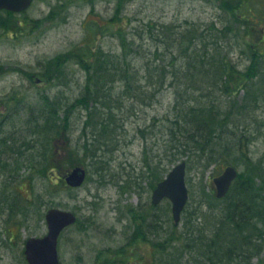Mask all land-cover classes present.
Masks as SVG:
<instances>
[{
    "label": "rangeland",
    "instance_id": "374dc122",
    "mask_svg": "<svg viewBox=\"0 0 264 264\" xmlns=\"http://www.w3.org/2000/svg\"><path fill=\"white\" fill-rule=\"evenodd\" d=\"M239 1L99 0L94 7L93 0H83L81 3L36 0L28 12L30 20H36L32 24L35 33L18 41L12 35V30H17L15 17L8 14L2 16L0 30L3 27L11 31L10 37L0 34V112H23L18 119L23 124H20L16 135L18 142H21L22 136H27L33 126V123L29 124L31 112L44 111L43 99L62 100L64 109L61 117L66 118L68 112L71 117L63 123L53 145L55 149L63 151L61 154L66 156L64 160L69 158L84 165L88 178L79 188L67 186L59 179L69 170L66 165L54 173L53 179L49 169L45 176L40 175L38 170L44 161L46 149L42 151V159L33 163L32 167L29 162H19L16 172L15 167L9 171L0 167V264H29L24 253L25 242L29 237L47 233L45 214L50 208L68 210L78 215L77 223L67 227L59 238L62 264H133L131 261L134 259L138 260L137 264H198L183 243L177 242L173 248L170 243L185 232L186 216L188 218L195 213L198 224L211 220L213 213L205 203L204 193L210 189L215 192L213 177L219 175L227 164L235 165L240 173L255 164L258 167L255 179L264 195V70H259V76L250 84L256 92L253 89L249 94L242 90L232 96L216 93L219 110L214 124H222L219 126L227 132L221 139L223 149H218L222 155L217 153L206 168L200 166L198 158L187 162V156L173 162L166 159L165 164L157 166L156 156H163V125L174 113V88L170 86L171 79H167V85L159 91L144 86L150 80L149 63L154 59L158 42L160 53L175 50L176 46L170 44L168 47L164 38L169 37V30L187 25L192 35L202 38V41L196 40L198 43L203 42L204 47H211L220 42L222 53H227L238 69H246L255 56L251 49H255V36L260 25L257 16L256 24L246 20L249 12L245 9V19L235 17L230 8ZM247 4L244 2L243 8H247ZM250 5L256 15L264 11V0H255ZM226 6L230 8L226 9ZM107 20L110 26L103 27L101 24L106 25L104 21ZM3 22L4 25L1 24ZM148 23L156 26L151 37L146 26ZM220 31L223 33L218 35ZM118 32H126L129 36L128 47L136 50L132 54L136 62L132 63L140 66L139 74L143 77L134 80V84H142L145 92L141 93L136 86L126 93V109L130 107L131 112L133 107V113L122 114L116 119L115 125H119L116 140L103 142L106 164H102L105 169H101L94 158L85 156L83 149L86 141H92V128L84 126L88 109L78 99L88 94L87 86L93 82H88V72L75 61L74 56L84 43L95 45L97 50L106 53H122L124 48ZM139 32H142V36ZM216 35L221 36L219 40ZM157 63L163 65L164 61L160 59ZM259 67L264 69V66ZM33 75H39L46 81L37 84ZM216 75L210 73L208 81L211 84ZM108 80L114 86V93L124 91L121 80ZM153 80L157 81L156 78ZM196 83L201 85L202 81ZM46 123V129H49L48 118ZM140 129L150 136L145 138ZM48 139L47 148L52 140L50 131ZM101 150L99 153L103 154ZM145 150L148 152L144 153ZM47 151L49 161L51 152L49 149ZM55 158L60 156L55 154ZM182 161L187 162L186 181L190 199L181 223L176 226L169 199L159 203L157 209L151 205L157 180L148 172L147 164L166 176ZM217 204L223 208L226 201ZM219 212H215L217 217L220 216ZM155 214L162 220L157 229L154 225ZM208 227L212 229L213 223ZM132 229L146 230L147 238L143 240L138 236L131 240L129 231ZM222 231L224 233L226 228ZM172 234L175 236L171 237ZM159 243L160 252L156 250ZM165 244L168 245L166 252ZM250 250L248 259L236 260L231 264H264V239ZM173 258H178L177 263L173 262ZM216 261L219 264L218 259Z\"/></svg>",
    "mask_w": 264,
    "mask_h": 264
},
{
    "label": "trees",
    "instance_id": "16d2710c",
    "mask_svg": "<svg viewBox=\"0 0 264 264\" xmlns=\"http://www.w3.org/2000/svg\"><path fill=\"white\" fill-rule=\"evenodd\" d=\"M254 1L241 0L238 3L236 2L235 7L226 6V9H232L235 17L241 18V20L245 19V15L249 12L246 20H252L255 24L257 21L255 16L259 17V25L264 29V11L256 15L253 6L250 5ZM244 2H248L247 6L245 5L247 8H243ZM249 5L251 6L250 9H248ZM244 9L247 11L245 14L243 13ZM109 22L106 25L104 23L101 25L103 27L110 26ZM146 26L150 30L149 36H153V29L156 26L151 23ZM187 26L169 30L171 31L169 37L165 35L168 37L167 39L164 38L165 43L168 47H170V44L176 46L175 50L169 49L160 53L158 50L160 41L158 42L154 59L152 63H149L152 66L148 68L150 80L148 84L144 85L147 88L154 87L155 91H159L167 85V79H171L170 86L174 88V113L173 116H169L167 121L164 122L163 126L165 128L163 127L161 135L164 141L163 156L158 154L156 156L157 160L154 159L158 167H161L166 159L173 162L181 156H187V162L189 159L198 158L201 163L200 166L206 168L217 153L222 155L218 149L221 147L223 149L224 145L221 139L227 131H224L222 126H219L222 124L215 125L216 112L219 110L216 93L232 96L243 90L250 94L254 89V86L252 87L250 84H253L255 77L259 76V70H264L259 67L264 66V30L260 27L259 32L255 36L257 46L255 45L254 51L251 47H248L255 56L251 58V64L246 69L241 70L233 64L227 53H222L221 48L223 49V47L220 42V45L214 41L215 44L211 47H204L203 42L200 44L198 43L199 41H196L197 39L202 41V38L192 35L189 25ZM118 33L121 36L124 48L122 53H106L99 49L97 50L95 45L84 43L83 46L75 51L74 56L75 61L88 72V82H93L87 86L88 94L78 99L79 102L85 103L88 109L84 126L85 128H92V141L89 143L86 141L83 149L85 156L94 158V162L101 169L104 168L102 164H106L103 142L108 140L115 142L116 140V132L119 127V125H115L116 119L122 114L133 113V107L131 112L130 107L126 109L127 105L124 101L126 93L133 90L136 86L139 87L141 93L145 92L142 90L144 87L142 84H134L137 79L143 77L139 74L141 71L140 66H134V63H132V61H135V56L132 54L136 50L128 47L129 36L126 32ZM222 33L220 31L218 35ZM140 34L142 32H139ZM162 34L163 32L159 33L160 40ZM218 35L216 37L219 40L221 36L219 37ZM129 57H131L130 60ZM160 59L164 61L163 65L157 63ZM210 73H216L214 80L217 81L216 79H218L220 83L213 81L211 84V81H208ZM111 78L116 81L121 80L124 91L120 94L114 93L112 90L114 86L109 84L108 80ZM154 78L157 81H154ZM199 80L202 81L201 85L196 83ZM254 91L256 92V89ZM257 94L259 95V93ZM254 99L257 100L256 98ZM43 102L42 111L46 112L47 117H45L49 120V131L52 133V140L48 148L51 152V160L48 161L46 157V161L42 162L38 171L40 175L42 173L45 176V171L49 169L52 172L53 179L54 173L59 171L60 167L66 165L70 169L81 164L78 161L75 163L69 158L64 160L66 156L61 154L63 151L55 149L53 145L55 137L60 135L63 123L69 120L71 114L68 112L66 118L61 117L60 114L64 109L62 100L49 101L46 98L45 101L43 99ZM139 131L145 138L150 136H146L145 131L142 129ZM154 134L157 135L156 132ZM100 150L103 154L99 153ZM22 151L20 149V152ZM147 152L145 150L144 153ZM55 154L59 155L60 158H55ZM46 155H48L47 149ZM147 167L149 169L148 172L155 176L156 183L164 177L159 170L151 168L150 164H147ZM257 169L258 167L255 164H251L246 171L239 173L224 198H217L215 192L210 189L212 186L209 185L210 191L204 193V200L212 210L211 220H206L205 224H198L196 223V217H194L196 216L195 213L188 218L186 216L185 232L181 233L178 239L172 241L170 247L173 248L177 242L183 243V246L188 248L189 253L194 256L198 264H215L217 259L219 264H231L236 262V260L248 259L247 256L251 253V247L260 242L261 239H264V195L255 179L257 178L255 175ZM62 182L64 181L62 180ZM220 201H226V205L223 208L217 204ZM217 210L220 211V218L215 215ZM154 218L156 227L159 221L156 216ZM210 223H213L212 229L208 227ZM224 228H226V231L223 233L222 230ZM174 236L172 234L171 237ZM224 244H226V247H223ZM167 247L168 245L165 244V252L168 249ZM227 259H229L228 262H226ZM177 261L178 258H173L174 263H177Z\"/></svg>",
    "mask_w": 264,
    "mask_h": 264
},
{
    "label": "water",
    "instance_id": "95a60500",
    "mask_svg": "<svg viewBox=\"0 0 264 264\" xmlns=\"http://www.w3.org/2000/svg\"><path fill=\"white\" fill-rule=\"evenodd\" d=\"M30 0H0V8L19 10L26 7ZM186 162L176 164L161 180L153 191L154 203L163 198L172 201V214L176 224H179L182 212L189 199V189L186 183ZM238 170L233 165H227L223 172L214 177L216 196L223 198L229 192L234 180L238 177ZM87 176L83 166H76L64 176L66 182L73 186H81ZM48 231L43 236H32L26 240L25 254L29 264H61L58 242L61 232L77 221V215L68 210L50 208L45 214Z\"/></svg>",
    "mask_w": 264,
    "mask_h": 264
},
{
    "label": "flooded vegetation",
    "instance_id": "af4514ba",
    "mask_svg": "<svg viewBox=\"0 0 264 264\" xmlns=\"http://www.w3.org/2000/svg\"><path fill=\"white\" fill-rule=\"evenodd\" d=\"M36 0H30L29 4L19 10H13L8 8H0V22L1 18L4 14L12 15L16 19L17 23V30H12V35L14 40H20L25 38L26 36L32 35V33H35V26H32L34 22H36L35 19L30 20V16L28 15V12L30 11L31 7L33 6L34 2ZM71 2L75 3H81L83 0H69ZM99 0H93L94 7L96 2ZM105 1V0H104ZM107 2H112L113 0H106ZM93 12V11H92ZM92 16V15H90ZM109 22V20L104 21ZM4 25V22L1 23ZM11 30L8 28L1 27L0 34L5 35V37H10L9 33ZM2 37V38H5ZM17 40V41H18ZM1 72V70H0ZM34 81L37 84L43 83L46 81L45 78L39 76V75H33ZM28 80V79H27ZM29 81V80H28ZM49 81V80H48ZM20 113H23L19 110H13V111H2L0 112V167H3L5 170L7 169H13L16 172L18 168V163L21 162L23 164L30 163L29 165L32 167L33 163H36L37 160H41L43 155L42 151L44 149H48L46 145V141H48V134L49 129H46L47 123H46V113L45 112H31V121L29 124L33 123V126L29 129V133L22 136L21 142H18L17 140V133H19V127L20 124H23L18 119L20 118ZM30 113V112H28ZM44 120H41L42 118ZM41 118V119H40ZM36 124H39V126H36ZM27 129V131H28ZM18 136V135H17ZM50 144V143H49ZM20 149L23 151L20 152ZM46 157L48 159V155L44 154V161H46ZM50 161V160H49ZM47 171H45V174ZM13 176V174H12ZM155 189V186L153 187V191ZM152 191V195H153ZM152 207H155L157 209L158 204H154L152 201ZM156 218H158V221L161 222L160 216L156 215ZM159 222L156 224V229L160 226ZM130 239L133 240L140 236V238L146 239L147 237V231H137L130 230ZM158 243V242H157ZM156 250L162 251L161 244L159 243ZM131 262H134L133 264H137L138 260L134 259Z\"/></svg>",
    "mask_w": 264,
    "mask_h": 264
}]
</instances>
